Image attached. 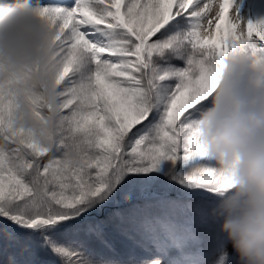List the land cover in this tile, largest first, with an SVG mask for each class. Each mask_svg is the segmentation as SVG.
<instances>
[{
  "label": "snow or ice",
  "instance_id": "6c2138e0",
  "mask_svg": "<svg viewBox=\"0 0 264 264\" xmlns=\"http://www.w3.org/2000/svg\"><path fill=\"white\" fill-rule=\"evenodd\" d=\"M242 2L35 0L57 31L61 124L50 147L17 130L0 84V264H235L210 215L226 181L195 129L216 61L264 53ZM174 52L184 69L165 67Z\"/></svg>",
  "mask_w": 264,
  "mask_h": 264
},
{
  "label": "clouds",
  "instance_id": "9594fccd",
  "mask_svg": "<svg viewBox=\"0 0 264 264\" xmlns=\"http://www.w3.org/2000/svg\"><path fill=\"white\" fill-rule=\"evenodd\" d=\"M42 12L35 0H0V84L13 94L14 127L50 147L61 124L58 45L57 31ZM233 20L246 36V21ZM33 101L42 105V116ZM195 137L226 181L210 215L235 264H264V81L217 94L200 112Z\"/></svg>",
  "mask_w": 264,
  "mask_h": 264
},
{
  "label": "rangeland",
  "instance_id": "374dc122",
  "mask_svg": "<svg viewBox=\"0 0 264 264\" xmlns=\"http://www.w3.org/2000/svg\"><path fill=\"white\" fill-rule=\"evenodd\" d=\"M258 18H264V13L259 14L256 19ZM186 61L185 54L174 52L171 61L165 67L172 70H182L187 66ZM216 66L219 68L216 86L207 98L206 106L201 112L210 108L213 105L214 97L222 91L234 87L247 88L257 80L264 81V53L253 55L250 48H230L223 57L216 61ZM109 211H112V209H106L97 218H106ZM109 234L117 241L118 247L122 246L120 237L113 229H109Z\"/></svg>",
  "mask_w": 264,
  "mask_h": 264
},
{
  "label": "bare ground",
  "instance_id": "6f19581e",
  "mask_svg": "<svg viewBox=\"0 0 264 264\" xmlns=\"http://www.w3.org/2000/svg\"><path fill=\"white\" fill-rule=\"evenodd\" d=\"M262 13H264V0H243L241 4L243 17L255 20Z\"/></svg>",
  "mask_w": 264,
  "mask_h": 264
},
{
  "label": "trees",
  "instance_id": "16d2710c",
  "mask_svg": "<svg viewBox=\"0 0 264 264\" xmlns=\"http://www.w3.org/2000/svg\"><path fill=\"white\" fill-rule=\"evenodd\" d=\"M229 250H231V249H229Z\"/></svg>",
  "mask_w": 264,
  "mask_h": 264
}]
</instances>
